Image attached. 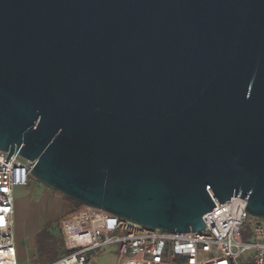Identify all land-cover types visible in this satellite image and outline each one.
Here are the masks:
<instances>
[{"label": "water", "instance_id": "95a60500", "mask_svg": "<svg viewBox=\"0 0 264 264\" xmlns=\"http://www.w3.org/2000/svg\"><path fill=\"white\" fill-rule=\"evenodd\" d=\"M2 151L149 229L264 219V0H0Z\"/></svg>", "mask_w": 264, "mask_h": 264}, {"label": "built area", "instance_id": "2783aa9c", "mask_svg": "<svg viewBox=\"0 0 264 264\" xmlns=\"http://www.w3.org/2000/svg\"><path fill=\"white\" fill-rule=\"evenodd\" d=\"M8 156L0 152V264H19L14 190L28 186L34 162L14 154L7 163ZM246 206L245 199L232 197L204 216L205 229L187 234L82 206L60 222L66 255L52 264H99L100 257L112 264H264V219L251 217Z\"/></svg>", "mask_w": 264, "mask_h": 264}, {"label": "crops", "instance_id": "0c3cea01", "mask_svg": "<svg viewBox=\"0 0 264 264\" xmlns=\"http://www.w3.org/2000/svg\"><path fill=\"white\" fill-rule=\"evenodd\" d=\"M14 201L18 262L19 264H44V257L47 258L50 255L41 250L39 238L51 225L46 219L50 216L52 209L43 202V198H39L37 193L29 191V184L26 187L15 188Z\"/></svg>", "mask_w": 264, "mask_h": 264}, {"label": "rangeland", "instance_id": "374dc122", "mask_svg": "<svg viewBox=\"0 0 264 264\" xmlns=\"http://www.w3.org/2000/svg\"><path fill=\"white\" fill-rule=\"evenodd\" d=\"M29 191L35 192L39 196V198H43V202L47 204L48 207H51L50 216L47 217V221H50L51 225L48 229H46L39 238V243L41 248L46 252L51 247L57 250L59 256L63 257L66 255V251L61 249L63 244V240L61 238L60 233V222L62 219L69 216L72 212L78 210L72 204L71 201L67 200L61 194L47 189L43 185H41L38 181H36L32 176L29 179ZM251 230L248 226L243 230L242 236L245 240L250 236ZM109 252V251H108ZM50 257H44V264H49L52 261L53 253L49 254ZM55 256V254H54ZM60 257V258H61ZM59 258V259H60ZM107 257H100L98 259L99 264H112V262ZM58 259V260H59ZM246 262V259H245ZM244 262V264H246ZM23 264V263H22ZM25 264V263H24ZM114 264V263H113Z\"/></svg>", "mask_w": 264, "mask_h": 264}, {"label": "trees", "instance_id": "16d2710c", "mask_svg": "<svg viewBox=\"0 0 264 264\" xmlns=\"http://www.w3.org/2000/svg\"><path fill=\"white\" fill-rule=\"evenodd\" d=\"M66 199H67V198H66ZM67 200H69V199H67ZM69 201H71V200H69ZM71 202H72V204L75 206L76 209L82 207L81 205H79V204H77V203H75V202H73V201H71ZM60 233H61V232H60ZM61 238H62V237H61ZM61 249L64 250V245H63V244H62V246H61ZM41 250H42L43 252H46V251H45L44 249H42V248H41ZM47 253H48V254L53 253V258H52L51 263H52V262H55L56 260H58V259L61 257V256H59L60 253L58 254L57 250H55L53 247H51L49 250H47ZM54 254H55V256H54Z\"/></svg>", "mask_w": 264, "mask_h": 264}]
</instances>
